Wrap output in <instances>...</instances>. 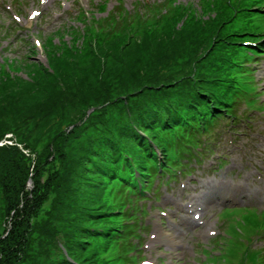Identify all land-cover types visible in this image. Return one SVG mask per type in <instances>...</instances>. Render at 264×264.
<instances>
[{
  "label": "trees",
  "instance_id": "1",
  "mask_svg": "<svg viewBox=\"0 0 264 264\" xmlns=\"http://www.w3.org/2000/svg\"><path fill=\"white\" fill-rule=\"evenodd\" d=\"M213 21L214 19L208 22L198 20L194 28L185 30L176 28L177 17H173L163 22L158 31H155L151 26H143L137 32L136 41L128 45L122 43L126 39L127 34L125 33L121 39L110 40L98 51L89 46L86 54L82 56L90 60L95 59L92 64L95 61L105 62L131 50H135L139 54V51L144 48L153 46L154 41L151 42L149 37L160 40L155 43L156 46L175 47L167 49L166 52L174 50L177 54L179 53L176 67H173L178 78L175 75H165V67L162 65V61L158 60L159 58L157 60L153 57L147 60L136 59L127 68L126 78L129 80L132 77L138 78V86H141L142 77L145 78V81L142 82L144 85L141 89L131 94L132 97L119 101L118 112L120 115H125L126 118L123 121L124 124H115L117 132L104 134L102 131H97V134L94 135L95 138L107 137L106 140L110 145V150L106 153L107 156H104L103 152L97 161L94 149L86 148V151L79 150L81 156L76 162L69 163L71 156L66 153L65 140L67 138L62 137L63 144H61L62 148L59 147V153L52 152L48 155L53 165L48 180L46 182L35 181L36 185L32 197H30L25 192L26 184L29 187V180H32L33 176L36 178L40 176L43 164H37L33 171L34 174H31L27 179L24 168L19 167L20 162L25 166L28 165L26 154L17 146L7 144L0 146V182L7 210L8 213L10 210L11 218L14 215L15 218H19L18 222L22 226L17 227L15 223L14 229L0 242V264L4 261L2 258L6 254L10 256L9 264L22 262L19 260L20 250L18 247L22 241L27 244L32 242L30 236L33 231L39 232L43 239L40 248L42 252L45 248V253L43 252L44 264H107L103 257L99 259L98 252L93 248L94 241L100 235L101 238L107 239L113 236V232H121V234L129 232V229L121 223L108 220L115 214L105 210L106 204L101 202L100 183L104 182L107 174L110 175L109 179L113 178L114 180L118 176L120 177L123 171L124 176L136 179V172H139L142 177L136 180L141 182L150 174L157 172V163L160 159L154 146L160 149L165 160H168L170 153L175 154L178 158L187 157L193 153V147L197 146L198 136L196 135L205 130L211 131L213 127L221 125L227 119H237L241 116L236 115L237 110L234 111L238 106L236 100H240L239 94L235 93L237 89L236 75L240 74L238 64L248 59L249 55L238 59L235 55L228 72L223 70L224 66H221L220 59L221 57L223 59L224 56L221 55V52L233 44L232 35L222 36L219 31L221 20ZM247 34L248 30L246 29L244 35ZM201 43L206 46L207 55L201 57L198 62H190L191 50L195 52ZM263 45L264 41L258 48L260 49ZM195 46L196 48H192ZM71 51L65 49L61 53H59L60 50L48 53V58H51L49 60L50 68L40 65L41 74L38 77L33 76L31 69H27L29 64L24 67L28 72L26 78L19 76L12 78L0 68V96L7 95L9 99L5 100L19 102L21 93L26 98H33L46 85L50 87V84H53L55 87H62L61 85L69 77L74 76L85 67L83 62L77 60L79 53L72 56ZM194 56L196 55L194 54ZM195 58L197 59L198 56ZM236 59L238 60L237 64L234 62ZM138 62H141L140 66ZM159 75L163 80L158 79ZM147 85H149L148 89L143 91V87ZM150 107L152 108L149 111ZM3 108L1 112L5 114L12 109L8 106ZM61 111L62 108L57 105L32 111V113L35 117L41 113L46 116L55 115ZM141 111H146L148 115L143 122L151 118L143 126L138 124L139 120L135 115ZM121 125L125 126L126 131L129 129L126 135L119 132ZM131 131L132 135L128 137ZM4 135L5 133L0 135V141L3 140ZM142 149H146L147 152L143 153ZM57 160L60 161L58 165L55 164ZM64 160L67 163H64ZM123 160H125V164H122ZM95 161L99 166L96 176L91 172L92 162ZM96 170L95 166V172ZM6 185L11 187L8 193L5 191ZM85 185H89L90 194H92L90 203L80 202L81 187ZM104 192L105 183L103 194ZM50 194L56 195L52 201L53 210H46L48 220H41L39 223L37 221L38 214L41 213L39 208L43 207ZM83 199H86L85 196ZM85 217L89 220L79 225L84 221L81 219H85ZM248 218L254 220L252 215H248ZM52 222H57L60 228L56 230L51 225ZM79 234H82L83 237L78 239V251H75L71 244L74 242L75 236ZM61 245L64 246V249H61ZM58 256L59 258H57Z\"/></svg>",
  "mask_w": 264,
  "mask_h": 264
},
{
  "label": "rangeland",
  "instance_id": "2",
  "mask_svg": "<svg viewBox=\"0 0 264 264\" xmlns=\"http://www.w3.org/2000/svg\"><path fill=\"white\" fill-rule=\"evenodd\" d=\"M124 1L125 3L121 2L122 5L128 9H132L137 0ZM150 1L153 2L157 0ZM198 2L199 0H174V3L178 5L193 3L199 7ZM251 2L256 1L252 0ZM116 4L117 0H108L107 10L113 9ZM260 6V3H255L256 8ZM73 9L74 8L64 7L60 5L59 2H54L47 6L45 9L44 20L52 19L55 23L52 25V30L50 32L56 31L57 29L63 31V28L77 26L78 23L72 18H74L78 12ZM55 10H58L57 16L54 13ZM261 16L264 19V13H261ZM252 19L256 21L255 23L257 27H263L264 22L257 13H254ZM44 25L45 21H41L40 19L35 20L31 27H27L25 24L22 25L26 28L21 36L22 40H24L23 44L29 42L32 46L35 43L34 39L36 38L40 39L41 43L44 44L47 39L46 36L48 35L46 31L42 32ZM245 27L246 24L240 13L234 15L229 13L225 18L221 19L219 31L222 36L229 34L241 38V35H244L246 32ZM149 39L151 42L154 41L153 46L144 48L139 51V54L135 50H131L125 52L121 56L108 59L105 62L95 61L92 64L95 59L92 58L93 60L91 59V61L87 57L82 56L84 55L82 54L77 60L83 62L85 67L78 72L80 74L76 73L74 76L69 77L65 83L61 85L62 87H55L53 84H50V87H48L49 85H46L44 89L42 91L40 90L41 92L39 91L40 93L38 92L33 98H26L23 93H21V95H19V102L5 100L9 99L7 98V95L0 96V135L5 133L3 140L0 141V146L6 144L14 147L17 146L24 152V154H26V162H28V165L25 166L20 162L19 167L24 168L23 170L27 175V179L30 178L31 174H34L33 171L37 164H43L40 176H38V178L33 176L32 178L33 188L27 187L28 184H26L25 192L28 196L32 197L36 185L35 181L46 182L48 180L53 169L52 162H50L48 155L52 152L55 154L59 153V147L62 148L61 144H63L62 137L67 138L65 140L67 145L66 153L71 156L69 163H72L73 161L76 162L81 156L79 150L86 151V148L94 149L95 160H97L103 152L104 156H107L106 153L110 150V145L106 140L107 137L102 136V138H95L94 135L97 134V131H102L104 134L117 132L118 129L115 124L125 123H123V121L126 116L120 115L118 112L117 106L119 101L127 100L129 97H132L131 94L141 89L144 85L142 82L145 81V78L142 77L143 80H141V86H138V78H131L130 76L132 80V82H130L131 80L125 77V72L132 62L136 59L147 60L153 57L157 60L159 58L158 60L162 61V65L165 67V75L168 74L175 75L177 78L179 77L174 69L179 60V53L177 54L174 50L166 52L167 49H173L175 47L156 46L157 44L155 45V43L160 40L151 39L150 37ZM15 42L13 45H9L8 41L3 43L5 50H1L0 52V64H9L16 57L19 58L28 55L27 63L29 64V67H27V69H31L33 76L38 77L41 74L39 66L45 65V52L38 47L37 54L35 56L30 55L29 48L27 49V52L24 51L29 46L25 44V49L19 54L15 51V47L17 46V43ZM54 43H59V38L56 37ZM192 48H196V46ZM191 52L190 62H198L201 57L205 54L207 55L208 50H206V46L201 43L195 52L193 50H191ZM194 54L196 56H194ZM221 55L223 56V52H221ZM197 56L198 58L196 59L195 57ZM5 58L8 60H5ZM220 60L221 66L226 67L227 64L224 63L222 57ZM138 65L140 66L141 62H138ZM20 76L23 78L27 77L25 70ZM158 79L163 80L160 75L158 76ZM240 83L244 86L242 81H240ZM148 86L149 85L144 86L143 91L148 89ZM52 101L54 102L51 104ZM57 105L62 108V111L55 115L43 116L41 113L40 115L37 114L35 117L33 116L32 111H39ZM4 106L12 107V109L8 110L5 114L4 112H1L4 109ZM151 108L152 107L148 110L150 111ZM146 113V111H141L135 114L137 120H139L138 124L142 126L146 125L151 119L149 118L143 122L144 118L148 116ZM125 131V126L121 125V130L119 132L123 135L125 133L126 135L129 132V129L126 132ZM226 134L229 135V133ZM130 135H132V131L129 133L128 137H130ZM225 153H229L230 161L236 159L235 149L233 147L228 145ZM59 163L60 161L57 160L55 164L58 165ZM64 163H67V161L64 160ZM95 166L97 168L96 172ZM98 169L99 166L96 164V161L92 162L91 172L94 176H96ZM109 176L110 175L107 174L104 178V182L100 183L101 202H104L103 187L105 183L106 188ZM115 183L111 187L113 191L118 189L115 186ZM9 188L11 189L10 185L5 186V191H7V193ZM55 196V194H50L49 199L43 204V207L39 208L41 211V213L38 214L37 219L39 223L41 220H48L46 210H53L52 201H54ZM84 196L86 199H83ZM90 197H92V194H90L89 185L82 186L80 202L90 203ZM15 217L16 216L14 215L11 218L10 210L8 213L3 195V187L0 182V242L14 229L15 223L17 227L21 226L18 222L19 218L17 219ZM82 220L84 221L79 223V225L86 223L89 219L85 217V219H81V221ZM228 222L229 225L239 229L235 219H229ZM51 225L54 226L56 230L60 228L57 222H52ZM229 230L231 229L229 228ZM252 233L256 235L258 243L253 236L251 237L247 235L249 240L245 242L243 250L239 252L238 255V258H240L241 263L243 262V264H253L251 259L256 257V260H258V255H260L259 250L263 248L262 244H260V240L264 239V231L259 228L258 224H254ZM81 237H83L82 234L76 235L74 242L71 244L75 251H78L77 241L78 239H81ZM30 238L32 242L27 244L25 241H22L20 247H18V250H20L21 253H19V260H22L19 264H44L45 256L43 255V252L45 253V248H43L42 252L40 243L43 239L41 238L40 233L33 231ZM96 240L94 241L93 248L98 252L100 259V255L107 250V240L101 238V235ZM244 241V237L236 235L229 242H226L221 237L211 240L207 245L199 243L193 244L192 251L194 253V258L192 264H229L227 249H232L234 247L240 248V243ZM214 254H216V256H214ZM6 256H3L2 260L4 261L2 264H9L10 256L8 254H6ZM57 258H59V256ZM6 261L7 263H4Z\"/></svg>",
  "mask_w": 264,
  "mask_h": 264
},
{
  "label": "water",
  "instance_id": "3",
  "mask_svg": "<svg viewBox=\"0 0 264 264\" xmlns=\"http://www.w3.org/2000/svg\"><path fill=\"white\" fill-rule=\"evenodd\" d=\"M29 187L32 188V180H29Z\"/></svg>",
  "mask_w": 264,
  "mask_h": 264
}]
</instances>
